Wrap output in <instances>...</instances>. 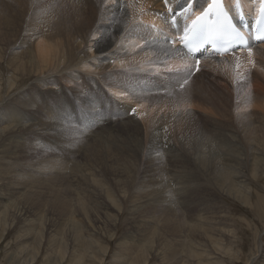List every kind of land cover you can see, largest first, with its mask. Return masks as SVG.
Returning a JSON list of instances; mask_svg holds the SVG:
<instances>
[{
	"label": "rangeland",
	"instance_id": "1",
	"mask_svg": "<svg viewBox=\"0 0 264 264\" xmlns=\"http://www.w3.org/2000/svg\"><path fill=\"white\" fill-rule=\"evenodd\" d=\"M94 1L0 0L5 4H0V33L19 13L16 21L22 32L9 43L0 40V264H263L264 165L254 173V161L264 157V87H254L253 76L259 70L264 75V63L253 58L249 70L233 66L239 59L234 54L231 66L227 59L216 62L214 69L205 62L199 68L194 63L180 67L150 48L141 51L145 39L139 49L100 58L98 62L107 65L104 73L95 62L88 73L78 69L69 71L71 76L65 63L42 74L32 72L27 43L34 44L45 33L34 25L47 9L70 4L71 11L81 6L84 11L88 4H98L99 9L115 5L127 12L126 0ZM139 7L138 17H145L149 11ZM5 8L12 10L9 15L2 13ZM126 16L129 19L128 12ZM117 61L120 67L114 69ZM18 62H26L31 73L23 74ZM112 67L118 72L107 79ZM111 81L116 87L109 86ZM28 92L35 97L30 107L44 113L38 118L41 129L51 122L45 136L39 135L40 127L31 139L11 133L21 123L15 116L25 115L17 108L18 100L30 102ZM86 97L91 99L88 106ZM233 157L237 163L231 162ZM200 165L219 167L232 183L240 175L242 188L215 185L217 176L200 171ZM196 186L203 200L185 203L183 196L194 195ZM168 216L172 229L165 228ZM204 218L220 220L226 237L219 246L218 233L212 241L200 232L193 238L188 234L192 226L206 229L200 224ZM179 220L184 222L181 227ZM88 243L95 247L87 253ZM188 251H194L191 258Z\"/></svg>",
	"mask_w": 264,
	"mask_h": 264
},
{
	"label": "bare ground",
	"instance_id": "2",
	"mask_svg": "<svg viewBox=\"0 0 264 264\" xmlns=\"http://www.w3.org/2000/svg\"><path fill=\"white\" fill-rule=\"evenodd\" d=\"M89 3L95 2L94 0H86ZM104 1H108V4L110 2V4L112 3L111 1L113 0H104ZM127 3L125 5H127V12L129 13V19L126 16V13L124 14V11L121 13L120 12V7H118L117 9L114 8V6L112 7H107L106 9H99L98 8V4L96 6L93 7V5L89 6L90 4H88V6H86V8H84V11L81 9L79 10H75L73 9L71 11V5L69 4V7L66 8V6L64 8L62 7H56L57 9H55L54 11H49L48 9L46 10L47 12L45 13L44 19L42 21H39V24L37 22V24H32L35 26L34 29H46V31H44L45 33L41 34L42 37L40 36L34 44L32 43H27L30 44V49L29 50V65L32 66V72L38 70L39 72L43 71H47V69H53V68H57L55 67L56 64H58L57 66H59V63L61 65V63H65L66 65H64V67L67 69L69 76L72 75V73L74 71H77L78 69L82 71H87L89 68H91V62H95L96 64V69L98 71H100L101 73L106 72L105 70L107 69V65L105 67V65L101 62H98L100 58L104 59L106 58L108 55L112 54V53H118V54H122L123 52L127 51L126 49H129L130 51L137 46L141 45V41L148 39V42L144 44V46H141V51L143 49L147 48L153 50V52L155 53L156 56L159 57H165V58H169V59H174L176 65L183 67L185 66L186 63H194V61L186 54L182 51V49L178 46V44L175 42L173 46H170V44L168 43L171 39H175L176 38V34L174 33V31L171 29V26L169 23H167L168 21V16L165 18L161 17L162 14L166 15L165 12V7H164V0H126ZM190 0H168L169 6L176 8L177 10H180L181 8H183ZM225 3L227 4V6L229 8H234L235 6H241L243 8V10L245 12H247V14L249 15V17L254 15V18L256 17V11L258 8V4H259V0H257L256 2H254V0H224ZM101 2V0L97 1ZM103 2V1H102ZM124 2V1H123ZM74 3V0H73ZM77 3V2H76ZM1 5H3L2 3H0ZM138 4V7L137 5ZM209 4V0H196L195 3V7H197L195 9L196 12L202 11V9L204 7H206V5ZM5 5V4H4ZM3 5V6H4ZM105 5V4H104ZM124 5V6H125ZM139 5L142 7V9L144 8L145 10L147 9L149 12L146 13L145 17L139 18L138 16H140V13L137 11L139 9L136 8H140ZM106 6V5H105ZM104 6V7H105ZM109 6V5H108ZM123 6V7H124ZM122 7V6H121ZM23 8V7H22ZM83 8V7H82ZM98 8V9H97ZM126 8V7H125ZM13 9V8H12ZM26 9V8H25ZM141 9V10H142ZM11 9L10 11L6 10V8L4 10H2V13L8 14L11 13ZM1 12V11H0ZM16 12V11H15ZM52 13H55L54 16H52ZM142 13V12H141ZM20 14V13H19ZM16 14L14 16V20L12 22H10V24H8V29L3 32L0 33V40H2V42H7L9 43V41H12V37H15L16 35H18V32L20 30V25L17 23V18L18 15ZM150 14H153L150 15ZM157 14V15H156ZM20 16V15H19ZM8 17V16H7ZM6 17V18H7ZM127 17V18H126ZM152 17V19H148ZM194 16H192L193 18ZM12 18V17H11ZM58 18V21H56V19ZM1 19V17H0ZM4 19V18H2ZM33 19V18H32ZM9 20V19H8ZM7 20V21H8ZM12 20V19H10ZM21 20V18H20ZM191 20V18L189 19ZM24 21V20H23ZM35 21V20H34ZM32 21V22H34ZM56 21V22H55ZM6 22V20H5ZM51 23V24H50ZM3 27V26H1ZM6 28V26H5ZM36 31L39 30H34L33 32L35 33ZM43 30H41L42 32ZM22 33V32H21ZM20 33V34H21ZM40 33V32H39ZM36 34V33H35ZM34 34V35H35ZM33 36V35H32ZM29 37V36H28ZM27 37V38H28ZM36 37V35H35ZM23 38V37H22ZM26 38V37H25ZM34 38V36L32 37ZM95 38V39H94ZM16 39V38H15ZM126 39V40H125ZM21 41V40H20ZM24 41V40H23ZM28 41V40H27ZM14 42V41H13ZM20 43V42H18ZM2 44V43H1ZM24 44V43H22ZM20 44V46L22 45ZM6 48V47H5ZM94 48V50H93ZM96 48V49H95ZM254 48H256L257 50L254 51ZM25 49V48H24ZM137 49H139L137 47ZM262 49V50H261ZM26 51V50H25ZM249 52H251V55H249ZM24 53V52H23ZM21 53V54H23ZM140 53V52H139ZM153 54V53H152ZM234 54H238L239 55V59L236 62V64H233V66L237 65H243L244 68L248 69L249 67H253L254 66V62L252 61V59L256 58L257 60H259V62L261 61L262 63H264V43L257 45V46H249L248 49L246 50H237V51H233L225 56L222 57H213V56H203L202 59V63L204 64H209L210 67H212V69L216 68L215 63L219 62V60H227L231 62H228L226 64H229L230 66L232 65V63H235V61H233V59H231ZM9 55V54H8ZM24 55H26L24 53ZM146 55V54H145ZM20 56V54H19ZM18 56V57H19ZM27 56V55H26ZM144 56V55H143ZM21 57V56H20ZM19 57V59H20ZM118 57V56H117ZM128 57V56H127ZM155 57V56H154ZM22 58V57H21ZM27 58V57H26ZM131 58V57H130ZM140 58V57H139ZM157 58V57H156ZM125 59V58H124ZM132 59V58H131ZM137 59V58H136ZM146 59V58H145ZM236 59V60H237ZM16 60H17V56H16ZM25 60V59H24ZM26 61V60H25ZM146 60H143V62ZM24 62V61H22ZM22 62H18L22 63ZM27 62V61H26ZM25 62V64H26ZM118 63H114L116 64L115 68L112 67L109 71L110 72V77H108L107 79H111V75H112V71H117V70H113L114 69H118L119 66V62ZM148 62V61H147ZM104 63V62H103ZM139 63V62H138ZM141 63V60H140ZM201 63V66H203ZM25 64L22 63L20 67V70H22L23 74H25V71H28L25 69ZM113 64V65H114ZM134 64V63H133ZM132 64V65H133ZM15 65V64H14ZM28 65V66H29ZM94 65V63H93ZM109 65V64H108ZM128 65V63H127ZM30 66V67H31ZM91 66V67H90ZM110 66V65H109ZM119 66V67H118ZM130 66V63L128 65V67ZM224 66V64H223ZM17 67V68H18ZM29 67V68H30ZM16 68V70H17ZM98 68H103V70H99ZM125 68V67H124ZM31 69V68H30ZM58 69V68H57ZM62 69V67H61ZM64 69V71L66 70ZM94 69V68H93ZM92 69V70H93ZM123 69V68H120ZM129 69V68H128ZM243 69V68H242ZM15 70V71H16ZM92 70L90 72H92ZM125 70V69H123ZM244 70V69H243ZM249 70V69H248ZM53 71V70H52ZM69 71H73V72H69ZM127 71V70H126ZM260 71V70H259ZM258 71V75L257 76H253L256 77L254 79V87H264V75L263 73L260 71L259 73ZM17 72V71H16ZM31 73V71H28V73ZM57 72V71H56ZM99 72V73H100ZM118 72V71H117ZM245 72V71H244ZM18 73V72H17ZM65 73V72H64ZM88 73V72H86ZM262 73V74H261ZM51 74V73H50ZM79 74V73H78ZM244 74V73H243ZM49 75V72H48ZM75 75V74H74ZM139 75V74H137ZM56 76V75H55ZM259 76V77H258ZM116 77H119L118 75H116ZM2 78V77H1ZM1 78H0V82H1ZM20 78V77H19ZM76 78V77H74ZM85 78V77H84ZM113 78V77H112ZM134 78V76L132 77ZM136 78V77H135ZM22 79V78H20ZM101 81H103L102 78H100ZM3 80V78H2ZM76 80V79H75ZM114 80V78H113ZM119 81V80H118ZM87 82V83H86ZM104 82V81H103ZM107 82V81H106ZM85 83L86 86L89 84L88 79H85ZM46 84V83H45ZM14 85V84H13ZM247 85V84H246ZM12 86L9 85V87ZM109 86H114V83L111 81L109 83ZM39 87V86H38ZM45 87V86H44ZM116 87V85L114 86ZM118 87V86H117ZM99 88V87H98ZM120 88V87H118ZM33 89V88H32ZM54 89V88H53ZM263 89V88H262ZM3 90V89H2ZM1 90V85H0V101L2 99V93L3 91ZM16 90V89H15ZM30 90V89H29ZM97 90V89H96ZM112 90V89H111ZM114 90V89H113ZM116 91V89H115ZM263 91V90H262ZM103 92V91H102ZM87 93L88 95L91 93V89L88 88L87 89ZM104 93V92H103ZM117 93H119L117 91ZM124 93V92H123ZM29 97V101L30 102H25L22 101V99H19V106L17 108H20L24 111L25 115L21 116L19 115V117L15 116L14 118L17 119L19 118V120L21 121V123L17 126L14 125L13 127L17 126L16 128H14V131L11 133H14L15 136H20V134H25L26 136L29 135L31 139L32 137H34L33 135V131L36 130L37 128L40 127V123H38L39 119L41 118L42 115H44L43 111L41 110V108L37 107V108H31L30 104H34L35 103V97L31 96L30 93L28 92ZM27 95V96H28ZM117 95V94H116ZM264 97V96H263ZM24 98V97H23ZM139 98V97H138ZM87 100L86 101V106H88L91 103V99L89 97H86ZM124 99V98H123ZM128 98L125 99V101H127ZM3 100V99H2ZM17 101V102H18ZM6 106V105H5ZM8 106V105H7ZM95 106V105H94ZM93 106V108H94ZM147 106V105H146ZM16 107V106H15ZM184 107V106H183ZM139 108V107H138ZM92 109V108H91ZM146 109V108H145ZM6 111L11 112L10 107H6L5 109ZM142 110V107L140 109V111ZM139 111V112H140ZM18 110L14 109L13 110V114L15 115V113H17ZM5 115H7L6 113H4ZM11 114V113H10ZM138 114V113H137ZM136 114V115H137ZM142 114V113H141ZM123 118H127L131 121V118L125 114H122ZM139 115V114H138ZM127 116V117H125ZM115 119H119L118 116H112ZM123 118L119 119L122 120ZM42 119V118H41ZM143 120V119H142ZM9 123V122H8ZM51 123V122H50ZM48 121V125L50 124ZM42 124V123H41ZM46 125V124H45ZM46 126L44 128H47L48 130H51L49 126ZM62 125V124H60ZM56 126V125H55ZM57 127V126H56ZM65 127V126H64ZM42 127H40L38 129V131L40 132V136H45V133L47 129H41ZM245 129V128H244ZM47 130V131H48ZM53 130V129H52ZM112 130V129H110ZM246 130V129H245ZM58 132V131H57ZM52 133V132H51ZM50 133V134H51ZM157 133V132H156ZM49 134V133H48ZM53 135V134H52ZM121 135V134H120ZM50 136V135H49ZM1 137V134H0ZM11 137V136H10ZM79 137V136H78ZM118 137V136H117ZM60 138V136H59ZM9 140V139H8ZM12 140V139H11ZM10 141V140H9ZM14 141V140H13ZM80 141V140H78ZM7 142V141H6ZM22 143V142H21ZM116 143V142H115ZM13 144V143H12ZM17 144V143H16ZM75 144V143H74ZM193 144V143H192ZM10 145V144H9ZM8 145V146H9ZM15 145V144H14ZM7 146V147H8ZM19 146V144H18ZM74 146V145H73ZM118 146V145H117ZM122 146V145H120ZM69 147V146H68ZM9 148V147H8ZM261 148V147H260ZM12 149V147H11ZM66 149V148H65ZM193 149V148H192ZM262 149V148H261ZM203 150V149H202ZM158 152V151H157ZM263 152V151H262ZM15 153V152H13ZM160 153V152H159ZM208 153V152H207ZM6 154V153H5ZM186 154V153H185ZM108 155V154H107ZM198 155V154H197ZM260 155V154H259ZM264 156V154H261ZM14 156V155H13ZM19 156V155H18ZM17 156V157H18ZM196 157V156H195ZM207 157V156H206ZM16 158V157H15ZM194 158V157H193ZM234 158V159H233ZM231 160V162H235L237 163L238 160H236V157H233ZM199 159V158H198ZM258 159V160H257ZM256 161H254V173H258L259 172V168H261V165H264V157H259L257 158ZM227 161H230L229 159ZM148 162V161H147ZM60 164V163H59ZM94 164V163H93ZM230 164V163H229ZM7 165V164H6ZM11 165V164H10ZM58 166V165H57ZM119 166V164H118ZM205 166V165H204ZM204 166H199V170L206 173V174H210L211 175H216L215 177V181L217 183H215V185H220L223 186V188L225 187V185H228L227 188L228 189H232L235 186H240V184L242 183V177L236 176L237 177V182L236 183H232L230 181H228L229 177L228 175H225V173L222 171V169H217V168H211V166H206L204 168ZM112 169V168H111ZM245 170V169H244ZM207 171V172H206ZM48 173V171H46ZM5 173V172H3ZM67 173V172H65ZM19 174V173H18ZM115 174V173H114ZM47 175V174H46ZM54 174H52L53 176ZM206 176V175H205ZM32 177V176H31ZM48 177V176H47ZM46 177V178H47ZM51 177V176H50ZM49 177V178H50ZM56 177V176H55ZM58 177V176H57ZM73 177V176H72ZM82 177V176H81ZM116 178V176H113ZM197 177V176H196ZM207 177V176H206ZM53 178V177H52ZM51 178V179H52ZM200 178V177H197ZM212 178V177H211ZM177 179V178H176ZM175 179V180H176ZM180 179V178H178ZM5 180V179H4ZM50 180V179H48ZM189 180V179H188ZM197 180V179H196ZM213 180V179H212ZM53 181V180H52ZM55 181V180H54ZM85 181V180H84ZM98 181V180H97ZM214 181V180H213ZM32 182V181H31ZM56 182V181H55ZM58 182V181H57ZM68 183V182H67ZM178 183V180H177ZM205 183V182H204ZM54 185V184H53ZM99 185V184H97ZM118 185V184H117ZM199 185V184H198ZM127 186V185H126ZM20 187V186H19ZM38 187V186H37ZM193 187V186H192ZM197 187V186H196ZM241 187V186H240ZM34 188V187H33ZM36 188V187H35ZM222 188V187H221ZM222 188V189H223ZM242 188V187H241ZM96 189V188H95ZM220 189V188H219ZM221 189V190H222ZM225 189V188H224ZM237 189V188H236ZM38 190V189H37ZM82 190V189H81ZM234 189H232L233 191ZM100 191V190H99ZM188 191V190H185ZM194 191V195L191 194L190 197H186L183 196V199H185V203H192L194 201L197 202H201L203 200V193H201V191H199V187H197V190H193ZM203 191V190H202ZM231 192V195L232 194ZM236 191V190H235ZM127 192V191H126ZM13 193V192H12ZM56 193V192H55ZM222 193V192H221ZM31 194V193H29ZM28 194V195H29ZM172 194V193H171ZM243 194V192H242ZM32 196H35L34 194H31ZM31 196V197H32ZM101 195L99 194V197ZM245 202L248 204L250 202V198L248 197V195L245 194ZM108 197H110L109 200L113 199L112 196L108 195ZM29 198V197H28ZM70 198V197H69ZM234 198L236 199H241L243 197L235 194ZM19 199V198H18ZM30 201L32 200L31 198H29ZM117 199V198H116ZM165 199H167V197L165 196ZM108 200V199H107ZM200 200V201H199ZM19 201V200H18ZM28 201V199H27ZM26 201V202H27ZM112 201V200H111ZM119 201V200H118ZM29 202V201H28ZM27 202V203H28ZM58 202V201H57ZM66 202V201H65ZM169 200H168V204L169 205ZM1 203V202H0ZM3 203V202H2ZM21 203V201H20ZM30 203V202H29ZM28 203V204H29ZM94 203V202H93ZM110 203V202H109ZM165 203V202H164ZM27 204V205H28ZM65 206H67V204L63 203ZM118 204V203H116ZM23 205V204H22ZM69 205V204H68ZM112 205V203H111ZM16 206L19 208V205L16 204ZM29 206V205H28ZM31 206V205H30ZM29 206V207H30ZM59 207V205H57ZM15 208V207H14ZM14 208H11L14 210ZM10 209V211H11ZM115 209V208H114ZM21 210V209H20ZM89 210V209H88ZM98 210V209H96ZM171 209H167V214H169ZM18 211V210H16ZM81 211V210H80ZM86 211V210H85ZM94 211V210H93ZM172 211V210H171ZM84 212V211H83ZM89 212V211H88ZM117 212V211H116ZM139 212V211H138ZM5 213V212H4ZM18 213V212H17ZM91 213V212H90ZM95 213V212H94ZM97 213V212H96ZM95 213V214H96ZM164 213V212H163ZM85 214V213H84ZM172 214V213H171ZM186 214V212H185ZM205 214V213H204ZM4 215V214H2ZM87 215V214H86ZM105 215V214H104ZM165 215V214H164ZM209 215V214H208ZM182 217V216H181ZM163 218V217H162ZM91 220V219H90ZM101 221V220H100ZM204 221V222H203ZM165 228H171L173 227V219L170 218L169 216L166 217L165 219ZM170 222V223H169ZM180 222L182 223L181 226H183L182 221H178L179 226H180ZM201 223H205L206 225V229L199 230V229H192L194 226L191 227V229L189 230V235L195 236L197 235V232H200L201 237L205 236V238L210 239V241H212L213 238V234L214 233H218L219 238L217 239V246L220 245V242H223L222 240L224 239V237H226L224 234V230L220 229V220L219 222L217 220L214 219H209V218H204V220H200V224ZM180 226V227H181ZM75 227V226H74ZM73 227V228H74ZM87 227V226H86ZM72 228V227H71ZM172 229V228H171ZM170 229V230H171ZM184 229V228H183ZM174 231V230H173ZM224 231V232H223ZM182 232V231H181ZM174 234V233H173ZM217 234V235H218ZM75 235V234H74ZM178 235V234H177ZM197 235V236H198ZM196 238V237H194ZM221 238H223L221 240ZM177 239V238H176ZM76 241V240H75ZM78 241V240H77ZM93 241V240H92ZM194 241V240H193ZM195 241L197 242L198 240L195 239ZM194 241V242H195ZM203 241V240H202ZM204 242V241H203ZM74 243V242H73ZM209 243V242H208ZM206 240V244L207 246H209ZM168 244V243H167ZM171 244V243H170ZM169 244V245H170ZM92 246H94L92 243H88L86 251L88 253L89 249L92 248ZM199 246V245H198ZM205 246V247H207ZM95 247V246H94ZM261 247V246H260ZM191 253V254H190ZM196 253V252H195ZM188 254L190 257V255L194 254V251H188ZM264 255V254H263ZM262 255V256H263ZM176 257V256H175ZM173 257V259L175 258ZM264 257V256H263ZM191 258V257H190ZM82 260V259H80ZM256 260V259H255ZM194 261V259H193ZM195 262V261H194ZM193 262V263H194ZM264 264V259L263 262ZM195 264V263H194Z\"/></svg>",
	"mask_w": 264,
	"mask_h": 264
},
{
	"label": "snow or ice",
	"instance_id": "3",
	"mask_svg": "<svg viewBox=\"0 0 264 264\" xmlns=\"http://www.w3.org/2000/svg\"><path fill=\"white\" fill-rule=\"evenodd\" d=\"M165 3H168V0H165ZM191 10V8L186 9V12ZM213 17H216L215 25L217 26V36L223 38L224 36H231L236 40L244 42V38L238 33L234 32L231 24L228 22L226 13L224 12L220 0H211V3L208 4L201 13L196 16V19L192 22L191 28H185V36L183 40L185 46L188 49L199 51L200 47L205 43H215V40H212L209 34V20H212ZM260 35H257L255 38L257 40H264V23L260 25L257 29ZM251 55V52H249Z\"/></svg>",
	"mask_w": 264,
	"mask_h": 264
}]
</instances>
